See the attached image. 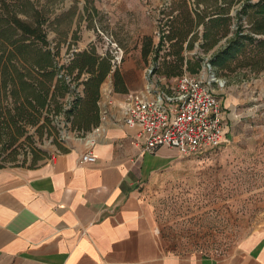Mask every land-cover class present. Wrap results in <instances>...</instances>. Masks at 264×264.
I'll list each match as a JSON object with an SVG mask.
<instances>
[{
	"label": "rangeland",
	"instance_id": "1",
	"mask_svg": "<svg viewBox=\"0 0 264 264\" xmlns=\"http://www.w3.org/2000/svg\"><path fill=\"white\" fill-rule=\"evenodd\" d=\"M39 2L44 4L48 24L53 23L47 28L48 39L53 45L60 42V64L69 62L74 51L90 46L102 55L118 52L122 58L116 68L127 90L117 93L141 91L148 78L159 88L178 78L149 76L163 23L179 13L170 7L171 0ZM145 47L151 50L148 56L143 54ZM168 50L165 41L160 55ZM197 52L203 53L199 42L188 56ZM210 73L203 66L198 75L209 79ZM216 77L222 83L214 82L212 87L224 96L225 121L233 125L227 124L228 142L203 156H183L174 149L178 152L174 163L146 189L157 230L172 249L224 254L264 228V71ZM87 133L73 129L63 117L42 129L28 127L11 148L3 150L0 144V169L40 165Z\"/></svg>",
	"mask_w": 264,
	"mask_h": 264
},
{
	"label": "crops",
	"instance_id": "2",
	"mask_svg": "<svg viewBox=\"0 0 264 264\" xmlns=\"http://www.w3.org/2000/svg\"><path fill=\"white\" fill-rule=\"evenodd\" d=\"M112 79L85 137L35 167L0 169V264H264V228L224 254L167 245L146 189L179 151L142 153ZM87 152L94 162L82 161Z\"/></svg>",
	"mask_w": 264,
	"mask_h": 264
},
{
	"label": "trees",
	"instance_id": "3",
	"mask_svg": "<svg viewBox=\"0 0 264 264\" xmlns=\"http://www.w3.org/2000/svg\"><path fill=\"white\" fill-rule=\"evenodd\" d=\"M39 1L0 0L3 150L11 148L28 127L42 129L60 117L83 133L98 126L101 87L111 74L115 91L127 90L113 56L98 53L94 46L74 51L69 62L60 64V42L53 45L48 39L47 28L53 23L48 24ZM170 4L179 13L161 28L155 74L167 78L198 74L206 63L216 76L264 71V0H171ZM165 41L169 50L161 56ZM196 42L203 53L188 56ZM150 53V48L143 49L144 56Z\"/></svg>",
	"mask_w": 264,
	"mask_h": 264
},
{
	"label": "built area",
	"instance_id": "4",
	"mask_svg": "<svg viewBox=\"0 0 264 264\" xmlns=\"http://www.w3.org/2000/svg\"><path fill=\"white\" fill-rule=\"evenodd\" d=\"M121 58L118 52L113 54V64L117 66ZM153 68L149 70L150 77L155 76ZM204 68L211 70L210 63ZM148 79L144 89L127 93L124 102L125 121L139 129L142 153L166 146L183 156H203L228 142L221 99L212 87L218 79L212 82L198 74L184 73L165 88L156 87ZM95 160L92 152L82 156L83 162Z\"/></svg>",
	"mask_w": 264,
	"mask_h": 264
},
{
	"label": "water",
	"instance_id": "5",
	"mask_svg": "<svg viewBox=\"0 0 264 264\" xmlns=\"http://www.w3.org/2000/svg\"><path fill=\"white\" fill-rule=\"evenodd\" d=\"M223 44V42H220L217 46H216V49L219 48L221 45ZM217 77L215 75V73L211 70V73H210V80L212 82L216 81Z\"/></svg>",
	"mask_w": 264,
	"mask_h": 264
}]
</instances>
